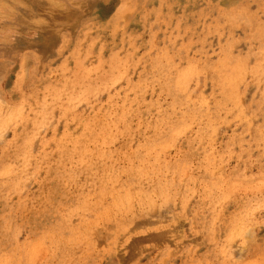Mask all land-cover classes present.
<instances>
[{"label": "rangeland", "instance_id": "rangeland-1", "mask_svg": "<svg viewBox=\"0 0 264 264\" xmlns=\"http://www.w3.org/2000/svg\"><path fill=\"white\" fill-rule=\"evenodd\" d=\"M0 264H264V0H0Z\"/></svg>", "mask_w": 264, "mask_h": 264}, {"label": "bare ground", "instance_id": "bare-ground-1", "mask_svg": "<svg viewBox=\"0 0 264 264\" xmlns=\"http://www.w3.org/2000/svg\"><path fill=\"white\" fill-rule=\"evenodd\" d=\"M238 62H239V61H238ZM189 70H190V69H189ZM183 73H184V71H183ZM186 73H187V71H186ZM180 74H181V73H180ZM184 77H185V76H184ZM181 78H182V77H181ZM190 78H191V77H190ZM177 82H178V81H177ZM180 84H181V83H180ZM180 84H179V85H180ZM181 85H182V84H181ZM181 85H180V86H181ZM164 211H165V210H164ZM133 228H134V226H133ZM157 237H158V235H157ZM247 237H248V236H247ZM134 242H135V241H134ZM136 246H137V245H136ZM117 254H118V253H117ZM120 257H121V256H120ZM130 257H131V256H130ZM123 261H124V260H123Z\"/></svg>", "mask_w": 264, "mask_h": 264}]
</instances>
